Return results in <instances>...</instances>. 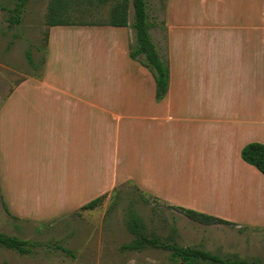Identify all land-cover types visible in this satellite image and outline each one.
<instances>
[{
    "label": "crops",
    "instance_id": "crops-1",
    "mask_svg": "<svg viewBox=\"0 0 264 264\" xmlns=\"http://www.w3.org/2000/svg\"><path fill=\"white\" fill-rule=\"evenodd\" d=\"M187 11L169 29L161 99L150 70L130 57L129 28L108 24L48 26L42 72L0 87V214L17 224L64 220V246L27 254L0 246V264H67V254L115 264L101 247L114 242L96 231L107 206L83 208L124 184L230 222L264 213V198L244 183L260 172L241 157L247 144H264L262 28L219 29L198 8ZM225 33L236 45L230 68L208 60L216 48L192 42ZM196 199L225 214L196 208Z\"/></svg>",
    "mask_w": 264,
    "mask_h": 264
},
{
    "label": "rangeland",
    "instance_id": "rangeland-1",
    "mask_svg": "<svg viewBox=\"0 0 264 264\" xmlns=\"http://www.w3.org/2000/svg\"><path fill=\"white\" fill-rule=\"evenodd\" d=\"M51 0H30L16 23V14L11 12L17 0H0V87L6 93L13 85L28 75L42 72L46 49V16ZM69 4V17L73 23L107 24L109 13L117 0H66ZM150 23V34L162 57L169 60V29L178 25L187 10L198 8L207 25L219 29L247 24L249 21L260 23L262 42H264V0H146ZM183 7H182V5ZM130 24L133 21V8L130 7ZM196 19V18H195ZM131 33L130 46L134 43ZM194 44L200 47H212L207 54L208 60L220 61L230 68L236 58L231 48H236L228 35L221 34L192 36ZM195 40V42H194ZM205 44V46H203ZM28 53L32 62L28 60ZM262 136L264 131H262ZM244 180V179H243ZM245 185L254 188L264 198V175L257 173L246 175ZM9 184V186H8ZM6 188H10V183ZM4 185V182H3ZM14 187V186H13ZM22 187V186H20ZM0 188L2 183L0 182ZM18 188V187H17ZM199 209L225 214L222 206L212 203H199ZM195 202V200H194ZM107 211L101 214L97 232L105 240L114 244H102V254H114L115 264H172L169 252L158 249H145L141 252L121 251V246L134 239L128 230L131 214L137 216L146 225L148 232L167 237L177 230L175 240L184 247H195L230 259H258L264 262V213L254 215V219L232 222L234 225H203L188 218L182 211L172 208L158 198L144 195L138 188L124 184L108 195L104 202ZM264 210V199L257 202ZM262 205V206H261ZM0 203V212L2 211ZM20 223V222H19ZM64 220L53 224L29 225L17 224L5 220L0 214V233L25 239L30 246H64ZM77 254L78 246H70ZM67 264H82L80 257L69 254ZM64 257V254H63ZM64 261V258H63ZM103 263V260H102Z\"/></svg>",
    "mask_w": 264,
    "mask_h": 264
},
{
    "label": "trees",
    "instance_id": "trees-1",
    "mask_svg": "<svg viewBox=\"0 0 264 264\" xmlns=\"http://www.w3.org/2000/svg\"><path fill=\"white\" fill-rule=\"evenodd\" d=\"M30 0H17L16 6L11 12L16 14V23L20 21V15L23 8ZM133 8V21L129 24V10ZM69 4L66 0H51L46 16L47 26L74 25L70 21ZM109 26L131 27L134 32V43L130 46V57L146 66L152 73L156 83V96L163 98L169 88L170 70L168 60L160 54L157 46L153 42L150 29V17L146 0H117L109 13ZM28 60L32 62L31 55L28 53ZM243 161L255 167L264 175V144L252 142L247 144L241 150ZM105 196H102L83 209H93L99 206ZM182 211L191 220L203 225H234V223L215 217L213 215L197 212L190 209L172 207ZM128 230L134 236V239L120 248L122 251L141 252L145 249H158L169 252V261L172 264H264V262L255 259L248 261L245 259H230L209 251L195 248L184 247L175 240L177 230H173L167 237L163 238L158 234L148 232L145 224L140 219L131 214L128 221ZM32 245L27 240L15 236H9L0 233V246L10 250H15L20 254L29 253V247ZM63 251L71 253L63 248ZM73 255V254H72Z\"/></svg>",
    "mask_w": 264,
    "mask_h": 264
}]
</instances>
